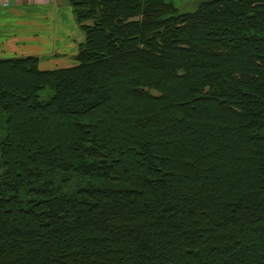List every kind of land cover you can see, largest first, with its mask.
<instances>
[{
    "label": "trees",
    "instance_id": "1",
    "mask_svg": "<svg viewBox=\"0 0 264 264\" xmlns=\"http://www.w3.org/2000/svg\"><path fill=\"white\" fill-rule=\"evenodd\" d=\"M66 1L72 64L0 57V264H264V0Z\"/></svg>",
    "mask_w": 264,
    "mask_h": 264
},
{
    "label": "crops",
    "instance_id": "2",
    "mask_svg": "<svg viewBox=\"0 0 264 264\" xmlns=\"http://www.w3.org/2000/svg\"><path fill=\"white\" fill-rule=\"evenodd\" d=\"M63 25H69L70 29ZM48 26L52 28V38L47 30ZM57 26L59 32L53 33ZM81 39L82 33L66 0H9L6 4L0 2V57L5 52L13 55H37L45 52L46 59L40 61L43 65H70V57L64 51L68 47L72 48Z\"/></svg>",
    "mask_w": 264,
    "mask_h": 264
},
{
    "label": "rangeland",
    "instance_id": "3",
    "mask_svg": "<svg viewBox=\"0 0 264 264\" xmlns=\"http://www.w3.org/2000/svg\"><path fill=\"white\" fill-rule=\"evenodd\" d=\"M170 1L176 7L177 11H186V10H192L196 6V4L198 2H200V1H202V0H170ZM63 26L66 29L67 28L70 29V26L69 25H68V27H67V25H63ZM63 26H61V30H63L62 29ZM47 30H48L49 34L51 35V38H52L53 37V34L51 33L52 28L50 26H48L47 27ZM58 32H59V27L57 26V29L53 33H58ZM71 33H73V32L71 31ZM70 36H72V34H70ZM76 45L77 44L75 43L74 46H72V48L71 47H68L67 50L64 51V52H66L68 54V56L71 59V60L69 59V63L70 62L71 63L74 62L73 55H74V53L76 51ZM12 55L13 54L10 53V52H5L1 56L8 57V56H12ZM37 56L39 58V66H41V67H53V66L62 65V64H52V63L51 64H48V65H43L42 63H40V61H43V60L46 59L45 58L46 57V53L45 52H40V53L37 54ZM66 64H68V63H66ZM44 95H45V91L41 90L40 91V96L43 97Z\"/></svg>",
    "mask_w": 264,
    "mask_h": 264
},
{
    "label": "built area",
    "instance_id": "4",
    "mask_svg": "<svg viewBox=\"0 0 264 264\" xmlns=\"http://www.w3.org/2000/svg\"><path fill=\"white\" fill-rule=\"evenodd\" d=\"M9 0H0L1 3L6 4Z\"/></svg>",
    "mask_w": 264,
    "mask_h": 264
}]
</instances>
